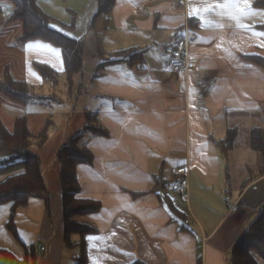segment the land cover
<instances>
[{"label":"crops","instance_id":"crops-1","mask_svg":"<svg viewBox=\"0 0 264 264\" xmlns=\"http://www.w3.org/2000/svg\"><path fill=\"white\" fill-rule=\"evenodd\" d=\"M254 1L114 0L100 13L99 0H37L52 17V29L82 43V70L70 81L60 48L41 39L21 41L22 22L7 20L0 7V81L9 74L33 86L36 96L23 103L0 91L5 108H30L22 115L1 107L0 122L12 130L15 118L24 116L31 134L48 122L46 141L32 149L47 200L32 196L15 210L16 236L6 226L10 204L0 205V250L22 258L33 247L37 264H76L80 236L64 243L56 152L81 136L93 161L76 167L78 198L100 206L78 218L94 229L84 235L86 264H229L234 244L264 205V162L250 147L252 129L264 127V6ZM184 31L187 53L197 62L178 79L163 47ZM36 64L56 76L44 79ZM45 82L46 91L58 82L69 89L67 117L76 119L74 130L69 123L55 132L62 116L41 109ZM87 115L106 135L82 132ZM239 119L253 123L241 148L232 124ZM230 129L236 135L224 149L220 143ZM183 164L186 202L174 192L170 173ZM15 169L1 168L0 181L22 167ZM234 203L237 209L230 211ZM184 218L198 225L185 226Z\"/></svg>","mask_w":264,"mask_h":264},{"label":"trees","instance_id":"trees-1","mask_svg":"<svg viewBox=\"0 0 264 264\" xmlns=\"http://www.w3.org/2000/svg\"><path fill=\"white\" fill-rule=\"evenodd\" d=\"M11 4V13L7 20H20L22 31L19 36L21 41L41 39L60 48L64 74L68 81L82 70V43L70 38L49 26L52 17L45 14L38 6L37 0H5ZM114 0H99L101 13L108 12ZM254 6H264V0H255ZM131 60V59H130ZM36 70L44 79L54 78L56 73L48 67L36 64ZM98 71V70H97ZM100 74L99 72L95 73ZM0 91L13 100L23 103L34 100L33 86L24 81L16 80L9 74L0 81ZM88 121L83 133L98 136L106 135L105 129L97 124L95 116L87 115ZM48 122L43 128L31 134L26 126L24 116H18L13 122V129L8 130L0 122V157L3 158L0 169L20 165L22 170L9 175L0 181V205L9 203L10 216L6 223L7 228L16 236L13 215L17 208L26 205L29 197H41L47 200V191L42 178L39 159L33 148L41 147L47 138ZM236 135L235 129L227 132L222 141L224 149L232 146ZM81 136L71 138L56 152L59 163V179L62 193V209L64 221V243L70 244V236H80V255L76 264H86V245L84 235L94 232L88 224L81 223L78 218L92 214L99 209V202L78 198L80 184L76 176V167L79 164H91L93 155L89 149L79 144ZM250 147L257 152L264 162V127L252 129ZM22 258L16 257L10 251L0 250V264H37L33 247H26ZM264 260V205L260 208L258 216L252 221L234 244L229 264H258L256 257ZM133 264H142L135 262Z\"/></svg>","mask_w":264,"mask_h":264},{"label":"rangeland","instance_id":"rangeland-1","mask_svg":"<svg viewBox=\"0 0 264 264\" xmlns=\"http://www.w3.org/2000/svg\"><path fill=\"white\" fill-rule=\"evenodd\" d=\"M0 7L2 10H4L5 7H8L9 9L12 8L11 4L5 0L0 1ZM64 79L65 78L63 77L61 79V81ZM48 83L49 82H47L46 85L44 86V90L47 89V87H49ZM44 95H47L48 98L46 99V103L42 104L41 109L47 113H50L52 116H54V118H55V115H61L62 116V120L59 119V120L55 121V123H56V126L54 127L55 132L60 131V129L64 128V126L68 125L69 123H73V127L71 129L74 130L76 119L71 120L70 118L67 117V114H68L67 109H68V105H69V101H70V99L68 97L69 96V89L66 88V86L64 87L63 84H61L60 82H58V85H54L52 87V89L49 91H46V93ZM36 105H39V104H36ZM1 107H3V109L5 111L7 110L8 112L9 111H15V110L16 111L21 110L19 112H21L22 115L24 113L26 114L27 112H29V109H30V108H28L29 106H26V104H22V103L13 104L12 106L5 108L4 103L0 99V109H1ZM0 116L4 117L1 114V111H0ZM5 120H6V118H5ZM232 124L238 125L239 139L237 140L235 145H237L238 148H241L242 146H244V143L247 142V137H246L247 127L253 123L250 120L249 121H241V119H239V120H235V122H233ZM31 126H32V128H34L33 123ZM68 130H70V126H69ZM78 132H80V131H78ZM77 133H75V134H77ZM57 137L60 138V132L58 133ZM49 147L50 148L54 147L53 142H51V144H49ZM47 150H49V148L46 149V151ZM46 151L44 152V154L46 153ZM46 156H48V153H46V155L44 157H46ZM233 163L234 162L232 161L231 162V164H232L231 165L232 166L231 172H234L235 165L233 166ZM9 169H10V171L13 170L14 172L16 170L15 166L9 167L8 170ZM172 197H173V195H172Z\"/></svg>","mask_w":264,"mask_h":264},{"label":"built area","instance_id":"built-area-1","mask_svg":"<svg viewBox=\"0 0 264 264\" xmlns=\"http://www.w3.org/2000/svg\"><path fill=\"white\" fill-rule=\"evenodd\" d=\"M11 13V9L5 7L3 10V15L8 17ZM187 32L181 38L177 39L174 44H170L163 47V52L166 58L168 69L176 76L178 79H182L190 72L197 62V59L191 57L187 53ZM170 173L176 177V183L174 185V192H176L184 202L187 201V188H188V167L187 165H178L170 169ZM237 203L231 204L229 206L230 211H236ZM182 224L185 226L198 225L195 219L184 218ZM43 250V248H40Z\"/></svg>","mask_w":264,"mask_h":264},{"label":"snow or ice","instance_id":"snow-or-ice-1","mask_svg":"<svg viewBox=\"0 0 264 264\" xmlns=\"http://www.w3.org/2000/svg\"><path fill=\"white\" fill-rule=\"evenodd\" d=\"M261 35H264V34H261Z\"/></svg>","mask_w":264,"mask_h":264}]
</instances>
